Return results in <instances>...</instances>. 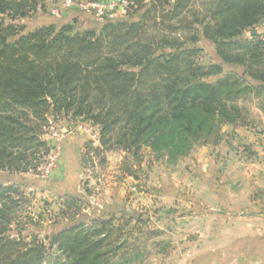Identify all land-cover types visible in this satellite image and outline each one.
<instances>
[{
  "label": "trees",
  "instance_id": "trees-1",
  "mask_svg": "<svg viewBox=\"0 0 264 264\" xmlns=\"http://www.w3.org/2000/svg\"><path fill=\"white\" fill-rule=\"evenodd\" d=\"M38 1L0 0V264L44 258L35 235L9 236L5 203L17 202L13 179L37 170L49 152V113L85 116L100 127L101 145L134 164L144 147L184 155L216 120L236 123L245 100L264 101V32L240 37L264 19V0H128L124 18L82 31L56 20L27 30L17 20ZM201 39L221 64L198 62ZM93 223L46 236L64 264H114L124 242H108L107 221Z\"/></svg>",
  "mask_w": 264,
  "mask_h": 264
},
{
  "label": "rangeland",
  "instance_id": "rangeland-1",
  "mask_svg": "<svg viewBox=\"0 0 264 264\" xmlns=\"http://www.w3.org/2000/svg\"><path fill=\"white\" fill-rule=\"evenodd\" d=\"M59 3L60 0H39L36 9L17 22L29 30L56 20L71 23L76 31L91 28L97 22L74 12L52 15L50 9ZM125 16L126 11L119 9L113 18ZM5 20L9 22V19ZM105 21H98V24ZM251 30L262 36L264 19L240 37H251ZM194 46L201 48L197 55L200 64H221L210 41L201 39ZM242 106L244 111L236 123L216 120L208 136L194 141L186 154L176 157L144 147L140 151L141 160L128 163L127 152L108 149L101 145L99 138L93 142L86 137L79 148L80 164L69 167L68 177L63 172L61 153L46 169L38 167L13 179L20 193L11 197L17 200L16 203H5V207H11L5 209L13 216L9 236L17 238L22 235L24 241H29L30 236L35 235L45 246L42 264H64L65 254L56 248V244H50L46 236L73 224L93 226V220L101 219L107 221L104 232L108 242L115 245L124 242L115 250L111 263L197 262L199 256L206 255L198 250L211 243L210 229H218L225 223L207 217L210 207L206 199L211 197L210 187L216 182L228 185L233 190L231 197L234 201L243 200L240 190L250 188L244 175L247 170L244 166L249 164L246 160L250 158L231 151L225 138L231 134L232 127L264 129V101L252 98L245 100ZM50 125L65 128L64 132L72 128L77 136H83L82 130L89 126L98 134L100 131V127L85 116H71L69 113L68 117L62 114L54 117L49 113L48 125L42 135L46 141ZM212 146H218L219 151L214 157ZM238 147L240 151L244 150V146ZM254 153L252 149L246 150L247 156ZM46 162L44 158L40 165ZM216 170L221 173L218 178ZM217 198L221 200L222 194Z\"/></svg>",
  "mask_w": 264,
  "mask_h": 264
},
{
  "label": "crops",
  "instance_id": "crops-1",
  "mask_svg": "<svg viewBox=\"0 0 264 264\" xmlns=\"http://www.w3.org/2000/svg\"><path fill=\"white\" fill-rule=\"evenodd\" d=\"M69 12L90 17L85 13ZM85 138L82 134L77 136L73 133L72 128L66 129L61 150L65 177L69 175V167L79 166V148ZM225 139L228 140V148L231 151L250 158L245 159L249 164L244 166L247 169L244 175L249 180L250 188L240 190L243 200L234 201L231 197L233 190L231 191L228 185L222 186L216 182L210 187L211 197L206 199L210 207L207 217L225 223L218 229H210L211 243L198 250L206 255L199 256L197 262L188 264H264V129L232 127L231 134ZM239 145L244 146V150L240 151ZM211 148L214 157L219 152L218 146ZM249 149L255 153L247 156L246 150ZM215 173L217 178L221 176L217 170ZM218 194H222L221 200L217 198Z\"/></svg>",
  "mask_w": 264,
  "mask_h": 264
},
{
  "label": "built area",
  "instance_id": "built-area-1",
  "mask_svg": "<svg viewBox=\"0 0 264 264\" xmlns=\"http://www.w3.org/2000/svg\"><path fill=\"white\" fill-rule=\"evenodd\" d=\"M128 4H131L128 0H60L58 5H55L50 9V13L52 15H65L69 11H75L88 14L94 20L100 22L113 18L119 9L125 13V8ZM64 130V128H57L53 125L48 127L46 139L50 146V152L45 156V159H47L46 164L40 165L39 168L45 167L46 169L47 165L51 164L58 156H60L65 133ZM82 131L83 135L93 142L98 141V132L92 130L90 126L85 127Z\"/></svg>",
  "mask_w": 264,
  "mask_h": 264
}]
</instances>
